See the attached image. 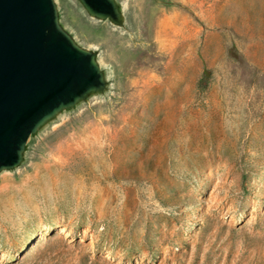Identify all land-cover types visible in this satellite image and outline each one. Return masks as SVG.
<instances>
[{
    "label": "rangeland",
    "instance_id": "obj_1",
    "mask_svg": "<svg viewBox=\"0 0 264 264\" xmlns=\"http://www.w3.org/2000/svg\"><path fill=\"white\" fill-rule=\"evenodd\" d=\"M58 0L106 92L0 172V264H264V0Z\"/></svg>",
    "mask_w": 264,
    "mask_h": 264
},
{
    "label": "water",
    "instance_id": "obj_2",
    "mask_svg": "<svg viewBox=\"0 0 264 264\" xmlns=\"http://www.w3.org/2000/svg\"><path fill=\"white\" fill-rule=\"evenodd\" d=\"M79 2L94 17L126 22L116 0ZM107 88L98 52L64 26L58 0H0V172L19 169L31 138Z\"/></svg>",
    "mask_w": 264,
    "mask_h": 264
},
{
    "label": "flooded vegetation",
    "instance_id": "obj_3",
    "mask_svg": "<svg viewBox=\"0 0 264 264\" xmlns=\"http://www.w3.org/2000/svg\"><path fill=\"white\" fill-rule=\"evenodd\" d=\"M104 11H105V13H107V10H104ZM105 13H104V14H105ZM105 15H107V14H105Z\"/></svg>",
    "mask_w": 264,
    "mask_h": 264
}]
</instances>
